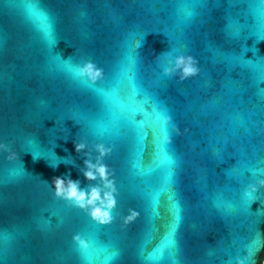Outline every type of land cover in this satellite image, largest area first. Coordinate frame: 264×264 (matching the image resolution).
I'll list each match as a JSON object with an SVG mask.
<instances>
[{
    "label": "water",
    "instance_id": "1",
    "mask_svg": "<svg viewBox=\"0 0 264 264\" xmlns=\"http://www.w3.org/2000/svg\"><path fill=\"white\" fill-rule=\"evenodd\" d=\"M38 3L57 13V22L42 27L28 16L23 0L0 3V32L24 43L21 53L10 50L11 67L0 78V138L21 153L28 171L7 154L0 156V233L7 237L0 239V253L7 249L6 264H25L26 256L32 264H49L57 246L79 250L72 242L77 233L89 247L84 260L77 256L70 264L181 261L170 243L175 234L165 236L176 203L167 180L170 166L154 154L153 141L156 135L162 138L157 112L165 108L180 131L176 136L167 129L183 159L178 191L186 211L176 227L182 246L196 264H230L250 252L247 264H263L264 190L253 203L244 187L264 177V4L87 0L89 18L73 22L71 0ZM66 41L76 48L67 60L74 50ZM182 54L193 55L201 69L183 82L163 74ZM84 59L104 69L102 95L75 74ZM133 59L140 60L142 84L135 90L129 82ZM137 133L145 137L142 142ZM81 138L90 148L95 143L113 147L104 161L115 171L120 193L112 214L140 212L124 231L119 217L102 226L54 197L53 177L70 173L82 185L88 183L76 167L61 163L53 169L46 159L56 161L54 149L57 156L71 155L82 164L73 145ZM25 151L46 158L34 160ZM62 218L65 224L53 243L48 232ZM21 226L28 228L25 235ZM158 255L162 259H146Z\"/></svg>",
    "mask_w": 264,
    "mask_h": 264
},
{
    "label": "clouds",
    "instance_id": "2",
    "mask_svg": "<svg viewBox=\"0 0 264 264\" xmlns=\"http://www.w3.org/2000/svg\"><path fill=\"white\" fill-rule=\"evenodd\" d=\"M66 43L68 47L74 50L71 55L65 58L67 60L75 54L76 48L70 41H66ZM162 54L163 51L158 54L156 53L153 61H157ZM200 72L199 62L191 54L177 56L175 61L171 63V66L163 69V74L165 76L169 78L178 77L181 82L198 76ZM103 73L104 69L91 59H84L75 69V74L78 77L87 78L93 83L103 78ZM64 140L67 142L68 139ZM73 145L75 152L83 161L82 164H77L76 160L72 158L71 155L66 157L57 156L54 149H52V151L56 155L55 162L50 161L44 156H36L31 152L25 151L23 153H31L34 160L41 157L46 158L49 166L53 169L57 168L61 163L66 166L71 165L72 167H76L79 173L84 177V180L88 182L87 185H82L79 179H72L70 173L64 176L53 177L50 183L55 189L53 193L54 197L57 200L66 201L68 205L73 208L82 210L87 217L99 225H111L116 221L117 217H119V220L123 221L121 228H126L130 221L140 215V212L129 209L128 214H124L123 212H118L117 216H113L112 214L118 207V197L120 193L115 180V171L110 169L104 161L105 157L112 153L113 147L106 146L104 143H95L90 148L86 138L73 140ZM57 146L58 145H56V147ZM65 151H67V149H65ZM93 152L95 155H93ZM5 154H7V159L9 161H18L24 166L21 153L15 152L10 143L0 138V156ZM25 171L28 172L26 169ZM44 181L46 183L49 182L47 180ZM97 181L102 182L103 188L95 183ZM261 190H264V177L257 176L244 187V195L251 196L253 198L252 202L256 203L258 202L257 196ZM101 193H103V199L101 198ZM97 201L99 202V206H96ZM72 242L78 245L80 249L88 246V242L82 238L81 233L73 235ZM251 259V253H247L243 256L237 255L230 261V264H247Z\"/></svg>",
    "mask_w": 264,
    "mask_h": 264
},
{
    "label": "snow or ice",
    "instance_id": "3",
    "mask_svg": "<svg viewBox=\"0 0 264 264\" xmlns=\"http://www.w3.org/2000/svg\"><path fill=\"white\" fill-rule=\"evenodd\" d=\"M15 0H0V3H3L5 5H11L14 3ZM64 3H67L68 0H63ZM262 4H264V0H260ZM71 3L73 4V15L72 20L73 22L80 21L82 19H88V12H87V0H71ZM23 7L26 9V12L30 18H34L36 21H38L42 27H47L49 20L53 21L54 23L57 22L58 14L51 12V11H45L42 10L40 7V4L38 3V0H23ZM15 47L16 51L18 53L22 52V49L24 47L23 41L19 42H13L9 36H7L5 33L0 32V78H3L4 74L7 71L8 67H11V65L8 63L11 49ZM133 65L135 66V71L131 76H129V82L132 86V88L138 89L142 87L140 78H139V59H133ZM69 71H72L71 66L69 65ZM105 80V77L101 78L99 81H96L95 83L91 82L93 86H95V90L97 91L98 95L103 94V89L100 87L101 82ZM157 119L161 122V129L160 132L161 135H156L153 143L155 145V157L158 159L161 163H167L170 166V171L167 176L168 183L170 184L171 190L174 194L172 198L176 200V203L173 204V213L171 215V219L165 223V229L166 234L165 236H171L173 233L175 234V239L171 240L170 243L173 244V246L176 248V250L181 254V261L177 262V264H196V260L192 257L191 254L187 251V249L182 246V240L180 233L176 231L177 223L180 221L183 217L181 216L182 212H185L186 209L182 208L180 205L179 200V184H180V177L183 173V159L182 157L178 156L174 150V146L169 140V134L167 132V129L170 127L173 132H175L176 136L180 135V131L178 129L177 124L174 122L173 116L170 114V112L165 108L161 111L157 112ZM178 130V131H177ZM137 136L140 137L141 142L145 137H143L140 133H137ZM0 185H2V182H0ZM250 200L253 198L251 196H247ZM3 202L0 201V206H2ZM69 209H72L70 205H68ZM55 215V213H54ZM65 224V219L62 218L59 221V226L55 231H49V237L53 243H55L58 230L63 227ZM264 225V224H261ZM260 225V227H261ZM171 228V232L168 231V229ZM127 228H121V231L126 230ZM21 234L25 235L28 231V228L26 226H21L20 229ZM7 237L3 235V233H0V239H6ZM89 245L86 248L76 250L68 246L67 249L63 247H56V250L51 253V255L48 257L49 264H70V262L75 259L77 256L80 261L84 260L86 257L83 256L84 250L88 249ZM163 250L161 249V252ZM251 253V252H250ZM117 256L122 255V250L116 253ZM6 258H7V252L0 253V264H6ZM146 259H162V256H156V257H146ZM25 264H32L31 258L26 256L25 257Z\"/></svg>",
    "mask_w": 264,
    "mask_h": 264
},
{
    "label": "rangeland",
    "instance_id": "4",
    "mask_svg": "<svg viewBox=\"0 0 264 264\" xmlns=\"http://www.w3.org/2000/svg\"><path fill=\"white\" fill-rule=\"evenodd\" d=\"M264 264V263H263Z\"/></svg>",
    "mask_w": 264,
    "mask_h": 264
}]
</instances>
